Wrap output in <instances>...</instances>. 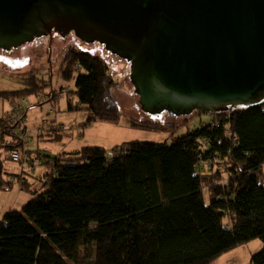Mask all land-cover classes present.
<instances>
[{
  "label": "trees",
  "instance_id": "1",
  "mask_svg": "<svg viewBox=\"0 0 264 264\" xmlns=\"http://www.w3.org/2000/svg\"><path fill=\"white\" fill-rule=\"evenodd\" d=\"M60 69L63 81H74L77 105L67 110L86 111L87 125H150H119L116 83L102 59L68 49ZM33 81L30 74L11 95L24 103ZM212 117L170 144L36 152L50 168L40 192L2 217L0 264H212L255 239L262 248L250 264H264V104ZM3 122L6 153L19 143Z\"/></svg>",
  "mask_w": 264,
  "mask_h": 264
},
{
  "label": "water",
  "instance_id": "2",
  "mask_svg": "<svg viewBox=\"0 0 264 264\" xmlns=\"http://www.w3.org/2000/svg\"><path fill=\"white\" fill-rule=\"evenodd\" d=\"M70 32L130 63L139 105L152 117L264 104V0H0L8 54Z\"/></svg>",
  "mask_w": 264,
  "mask_h": 264
},
{
  "label": "rangeland",
  "instance_id": "3",
  "mask_svg": "<svg viewBox=\"0 0 264 264\" xmlns=\"http://www.w3.org/2000/svg\"><path fill=\"white\" fill-rule=\"evenodd\" d=\"M68 49L96 56L105 62L109 76L116 83L112 93L121 112L119 125L128 121L150 123L145 129H127V135L123 137L121 143H118L119 145L132 141L170 144L174 138L183 137L197 129L209 126L213 121L212 114L198 111L189 115H176L173 112L164 111L154 117L143 112L130 78V63L108 50L99 41L95 40L90 45L82 44L81 39L77 38L74 32L68 33L64 42L61 37L54 38L46 35L13 49L9 54L0 50V94H4L3 96L0 95V118L3 116L1 119L4 121L5 130L9 132V136L13 134L16 139L15 142L19 143L18 147H9L5 153L1 148L4 144L3 140H0V181L4 183L9 181L8 184H1L0 182V221L8 211H20L40 192V184L37 182L39 170H25L22 174L29 183L36 184V186L31 187L30 191L21 189L19 192L16 186L17 178L18 175H21L24 163L31 162L32 167L35 166L36 168L42 166L43 156L36 155V152L48 157L55 156L54 152L60 147V142L49 138L51 135L60 140L75 135V139L83 140V144H87L86 140L89 137L92 138L91 134L85 133L88 127L86 111L69 112L67 110V103L77 105V100L71 92L74 89V81H63L60 73L64 53ZM30 74H33L34 77L33 87L27 94L28 96L26 95L22 99L24 102L22 103L19 102V98L13 97L11 93L23 89L21 82ZM56 119L64 120L65 123H59ZM42 120L44 121L42 122ZM78 126L79 128H77ZM114 126L117 125L114 124ZM40 127L43 129L38 130ZM93 131L96 134L93 135V142L100 144L96 143L98 142L96 140L100 139L96 136L101 134L103 130L91 129L88 133ZM37 136L41 140L36 139L33 151L28 152L26 149L23 151L27 138L29 137V142L26 144V148L29 143L32 147L35 140L32 142L30 139L37 138ZM104 136L108 137L109 135L105 132ZM9 141L5 135L4 142L6 145L14 140L12 138V141ZM61 141L68 140L63 139ZM101 145L110 147L106 150L107 152L115 147L112 139L103 141ZM11 151L18 153L20 157L18 162H13L9 158ZM25 157L28 161L24 159ZM48 161L49 164H52V160ZM215 163L222 164L220 161ZM47 166L45 165L46 171L50 168ZM6 173H16L17 176H9ZM261 181L264 183V175ZM261 248V242L255 239L222 255L212 264H250L251 256L259 252Z\"/></svg>",
  "mask_w": 264,
  "mask_h": 264
},
{
  "label": "crops",
  "instance_id": "4",
  "mask_svg": "<svg viewBox=\"0 0 264 264\" xmlns=\"http://www.w3.org/2000/svg\"><path fill=\"white\" fill-rule=\"evenodd\" d=\"M3 115H4V113H3ZM3 116H1V118H2ZM57 120V119H56ZM44 120H42V122H43ZM59 123H65V121L64 120H60V119H58L57 120ZM41 122V123H42ZM77 128H79V126L77 127ZM91 129H93V130H95V131H97V130H103V132L101 133V134H97V136L96 137H98V138H100V139H98V140H96V141H98V142H96V143H100V144H95V142H93L94 141V139H93V135H96L95 134V132L93 131V132H90V133H88V131L89 130H91ZM127 129H129V128H127V127H125V126H114V125H111V124H108V123H97V122H93V123H91L90 125H88V127H87V130H85V133H87V134H91L92 135V138L91 137H89L87 140H86V143L87 144H83L84 142H83V140H76L75 139V135L73 136V137H71V138H62L61 140H63V139H65V140H68V141H61L60 139H56L55 137H54V135H51L49 138H51V139H53V140H57V141H59L60 142V147H58V150H55V156L53 157V158H55L56 156H58V155H60V154H70V153H74L75 151H77V150H79L80 148H82V147H85V146H92V147H100V148H103V149H105V150H108V149H110V147L109 146H106V147H104L103 145H101L102 144V142L103 141H105V140H107V139H112L113 141H114V143H115V147L118 145L119 146V144L118 143H121V141H122V139H123V137L125 136V135H127ZM130 130H132V129H130ZM107 132L108 133V137H105L104 136V134H105V132ZM82 134V133H81ZM36 139H39V141L41 140V138L40 137H38L37 136V138L36 137H34V138H31L30 140H32V142H33V145H32V147H30V143H29V145H27V148H26V150L28 151V152H32L33 151V146L35 145V142H36ZM38 141V142H39ZM43 166V168L41 169V167ZM41 167H38V168H36L35 166H33L32 167V164H31V162H28V163H24V165L22 166V172H21V175H18V178H17V181H18V183L16 184V186H17V188L19 189V192L21 191V189H24V190H26V189H28L29 191L31 190V187L32 186H36V184L35 185H32L31 183H29V181L27 180V179H25L24 177H23V172L25 171V170H39L40 171V174L38 175V183L40 184V182H41V180H42V177H43V175L46 173V172H48V171H46V169H45V165H42ZM42 171V172H41ZM7 175H9V176H17L16 175V173H6ZM7 182V181H6ZM9 182V181H8ZM8 182L7 183H5V184H8ZM14 183V182H13Z\"/></svg>",
  "mask_w": 264,
  "mask_h": 264
},
{
  "label": "built area",
  "instance_id": "5",
  "mask_svg": "<svg viewBox=\"0 0 264 264\" xmlns=\"http://www.w3.org/2000/svg\"><path fill=\"white\" fill-rule=\"evenodd\" d=\"M23 151H25V149H23ZM9 158L11 159V161H13V162H18L19 161V159H20V157H19V155H18V153L16 152V151H11L10 153H9ZM26 158V157H25ZM24 158V159H25ZM42 162V161H41Z\"/></svg>",
  "mask_w": 264,
  "mask_h": 264
}]
</instances>
